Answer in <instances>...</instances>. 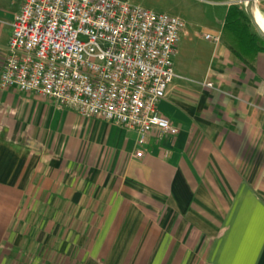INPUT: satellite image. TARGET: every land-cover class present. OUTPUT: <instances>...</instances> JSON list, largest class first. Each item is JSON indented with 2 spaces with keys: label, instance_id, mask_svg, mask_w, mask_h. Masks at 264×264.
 Here are the masks:
<instances>
[{
  "label": "crops",
  "instance_id": "1",
  "mask_svg": "<svg viewBox=\"0 0 264 264\" xmlns=\"http://www.w3.org/2000/svg\"><path fill=\"white\" fill-rule=\"evenodd\" d=\"M224 23L186 26L159 105L180 133L142 159L135 131L0 91V264H264V53L238 58Z\"/></svg>",
  "mask_w": 264,
  "mask_h": 264
},
{
  "label": "built area",
  "instance_id": "2",
  "mask_svg": "<svg viewBox=\"0 0 264 264\" xmlns=\"http://www.w3.org/2000/svg\"><path fill=\"white\" fill-rule=\"evenodd\" d=\"M12 29L0 91L34 94L135 131L138 159L152 133H180L159 105L177 77L183 19L123 0H24Z\"/></svg>",
  "mask_w": 264,
  "mask_h": 264
},
{
  "label": "rangeland",
  "instance_id": "3",
  "mask_svg": "<svg viewBox=\"0 0 264 264\" xmlns=\"http://www.w3.org/2000/svg\"><path fill=\"white\" fill-rule=\"evenodd\" d=\"M133 5H139L144 8L153 10L158 13L168 14L170 16L179 17L184 20L186 26L193 30H197L203 34H215L220 27V22L225 20L227 10L231 5H236L243 14V18H248L246 11L247 3L245 0H123ZM24 0H0V19L11 20L14 14L19 10ZM255 9L260 13L264 20V0H257L254 4ZM251 31L257 33L255 28L251 26ZM203 42V46L211 48V43ZM260 45L264 47L262 41ZM263 58V57H262ZM263 60V61H262ZM177 61V60H176ZM175 61V62H176ZM264 62V58L261 59ZM177 64V62H176ZM177 73V66L175 69Z\"/></svg>",
  "mask_w": 264,
  "mask_h": 264
},
{
  "label": "trees",
  "instance_id": "4",
  "mask_svg": "<svg viewBox=\"0 0 264 264\" xmlns=\"http://www.w3.org/2000/svg\"><path fill=\"white\" fill-rule=\"evenodd\" d=\"M244 20L243 14L236 5H231L227 11L224 23V31L234 54L245 63L256 55L264 53V47L259 41H264L257 33L251 31L252 22L248 16Z\"/></svg>",
  "mask_w": 264,
  "mask_h": 264
},
{
  "label": "water",
  "instance_id": "5",
  "mask_svg": "<svg viewBox=\"0 0 264 264\" xmlns=\"http://www.w3.org/2000/svg\"><path fill=\"white\" fill-rule=\"evenodd\" d=\"M257 0H245V2L247 3V14L252 22L253 27L255 28V30L257 31V34L260 36V38L264 41V29L260 26V24L258 23V21L255 19L254 17V4Z\"/></svg>",
  "mask_w": 264,
  "mask_h": 264
},
{
  "label": "bare ground",
  "instance_id": "6",
  "mask_svg": "<svg viewBox=\"0 0 264 264\" xmlns=\"http://www.w3.org/2000/svg\"><path fill=\"white\" fill-rule=\"evenodd\" d=\"M254 17L260 24V26L264 29V20L261 18L259 11L256 9L254 10Z\"/></svg>",
  "mask_w": 264,
  "mask_h": 264
}]
</instances>
